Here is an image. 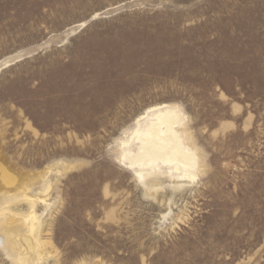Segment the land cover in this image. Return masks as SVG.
I'll list each match as a JSON object with an SVG mask.
<instances>
[{
	"label": "rangeland",
	"instance_id": "rangeland-1",
	"mask_svg": "<svg viewBox=\"0 0 264 264\" xmlns=\"http://www.w3.org/2000/svg\"><path fill=\"white\" fill-rule=\"evenodd\" d=\"M163 105L194 177L125 159ZM19 254L264 264V0H0V264Z\"/></svg>",
	"mask_w": 264,
	"mask_h": 264
},
{
	"label": "bare ground",
	"instance_id": "bare-ground-1",
	"mask_svg": "<svg viewBox=\"0 0 264 264\" xmlns=\"http://www.w3.org/2000/svg\"><path fill=\"white\" fill-rule=\"evenodd\" d=\"M181 115V112L177 108L163 105L161 108H156V110L151 114L149 122H147L148 124L145 127L141 125V119H139V126H137L138 128L135 130V136L133 138V141L135 140L137 143H139V147L137 148L138 151H124L126 153H124L125 159H128L131 164L141 163L146 169L149 166L151 167L155 165L159 160L169 161L172 164L181 163L185 167V171L178 176L194 177L195 174L193 173V169L197 165L196 152L188 145H184L183 140L176 129V126L179 125L181 121ZM175 168L178 170L177 166ZM138 175L140 179H144L145 177L143 171L138 172ZM36 219L37 216L33 215L31 224L29 226L30 231L33 234L38 228L37 223L35 222ZM3 227L4 226H2V229ZM4 234H6V232ZM5 236H7L6 239L8 240L9 235L6 234ZM27 256L28 255L22 254L21 256L17 257V259L20 261V264L29 263Z\"/></svg>",
	"mask_w": 264,
	"mask_h": 264
}]
</instances>
